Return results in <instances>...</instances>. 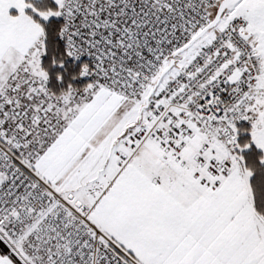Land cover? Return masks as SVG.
Masks as SVG:
<instances>
[{"label": "snow or ice", "instance_id": "obj_1", "mask_svg": "<svg viewBox=\"0 0 264 264\" xmlns=\"http://www.w3.org/2000/svg\"><path fill=\"white\" fill-rule=\"evenodd\" d=\"M0 264H264V0H0Z\"/></svg>", "mask_w": 264, "mask_h": 264}]
</instances>
